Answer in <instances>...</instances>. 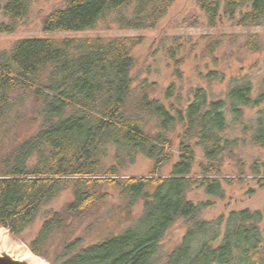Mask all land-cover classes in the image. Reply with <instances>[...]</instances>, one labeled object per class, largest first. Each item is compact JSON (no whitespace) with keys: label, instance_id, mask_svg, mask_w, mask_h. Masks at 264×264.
<instances>
[{"label":"trees","instance_id":"trees-1","mask_svg":"<svg viewBox=\"0 0 264 264\" xmlns=\"http://www.w3.org/2000/svg\"><path fill=\"white\" fill-rule=\"evenodd\" d=\"M33 1L4 0L0 9L6 20L0 21V33L15 32ZM62 1L43 19L44 32L93 29L107 19L123 29H152L174 0ZM197 4L209 26L220 15L239 26L264 24V0ZM141 41L135 35L25 37L0 50V227L19 236L45 204L70 189L71 200L45 213L28 245L52 264H264L260 210H232L208 220L201 212L212 202L187 197L194 187L223 197L222 182L236 181L221 173L222 155L236 145L224 135L227 112L238 121L243 108L257 107L264 95L252 97L250 82L242 81L230 86L226 98L210 99L204 88H196L185 107H168L151 97L146 85H133L132 53ZM173 93L171 84L165 97ZM30 105L38 125L21 138L17 125ZM178 127V159L168 174H160L172 161L171 136ZM252 129V142L264 144V110L258 111ZM195 147L207 160L199 175L192 173ZM140 154L153 160L150 175L119 178ZM251 169L263 186L264 162L253 163ZM104 186L117 189L122 199L117 222L124 212L130 223L89 244L77 237L65 239L51 256L52 237L82 223L103 203ZM139 201L142 210L134 216ZM179 221L185 227L180 242L162 253L161 240Z\"/></svg>","mask_w":264,"mask_h":264},{"label":"rangeland","instance_id":"rangeland-1","mask_svg":"<svg viewBox=\"0 0 264 264\" xmlns=\"http://www.w3.org/2000/svg\"><path fill=\"white\" fill-rule=\"evenodd\" d=\"M4 0H0V6ZM62 0H34L29 15L21 20L15 32L0 33V50L9 49L15 40L25 37H115L123 35L141 36L142 41L133 50L134 69L132 71L134 86L147 87L150 96L163 102L166 106L185 107L193 98L196 88H204L210 99L226 98V94L236 82L249 81L252 97L264 95V24L259 26H239L237 21L220 15L215 26H209L207 18L199 8L197 0H174L167 13L159 19L156 26L146 30H130L118 27L111 19L101 21L96 28L77 32H44L43 19L54 9L61 7ZM6 20L0 9V21ZM252 42V43H250ZM256 46L257 49H254ZM174 85L173 96L166 98L165 89ZM243 117L233 121L227 112L228 126L224 135L235 140L231 152L222 155V177H233L232 184L222 182L223 197L207 195L203 187H194L187 194L188 199L211 201V205L201 212V217L211 220L220 214L227 215L232 210L249 208L260 210V223L264 234V185H258L251 165L264 162V144L252 142V122L259 110H264V100L257 107H244ZM32 118H35L33 120ZM38 117L33 106L25 110L24 118L17 125V132L22 137L31 135L37 128ZM172 134L170 149L172 161L160 169V174H168L172 163L179 156V132ZM203 157L200 147H195V163L192 173H202ZM153 160L138 155L135 162L120 171L119 178L145 177L150 175ZM242 178L243 180H238ZM238 180V181H237ZM253 188L254 191L249 190ZM107 197L103 203L94 206L82 223L72 224L65 233L54 235L48 244L51 256L57 251L62 241L80 238L82 244H89L112 232H118L130 223L124 219L117 222L122 199L118 190L104 186ZM72 192L65 189L49 203L45 204L33 223L27 226L19 236H12L6 231L8 241L21 244L25 248L36 236L46 212L61 209L71 200ZM142 210L137 202L132 213L137 216ZM185 227L181 221L165 233L160 242L162 253L169 252L183 236ZM19 245V246H21ZM40 257V256H38ZM49 264V259L40 257Z\"/></svg>","mask_w":264,"mask_h":264},{"label":"bare ground","instance_id":"bare-ground-1","mask_svg":"<svg viewBox=\"0 0 264 264\" xmlns=\"http://www.w3.org/2000/svg\"><path fill=\"white\" fill-rule=\"evenodd\" d=\"M6 231L0 230V253H6L12 257L22 260L27 264H49L44 259L34 255L31 250L23 245L19 246L16 243L8 241Z\"/></svg>","mask_w":264,"mask_h":264},{"label":"water","instance_id":"water-1","mask_svg":"<svg viewBox=\"0 0 264 264\" xmlns=\"http://www.w3.org/2000/svg\"><path fill=\"white\" fill-rule=\"evenodd\" d=\"M0 264H27L22 260H18L6 253H0Z\"/></svg>","mask_w":264,"mask_h":264}]
</instances>
